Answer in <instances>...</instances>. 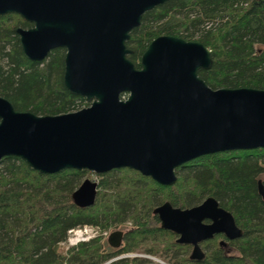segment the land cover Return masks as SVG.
<instances>
[{
	"label": "water",
	"instance_id": "95a60500",
	"mask_svg": "<svg viewBox=\"0 0 264 264\" xmlns=\"http://www.w3.org/2000/svg\"><path fill=\"white\" fill-rule=\"evenodd\" d=\"M165 1L0 0V15L15 13L31 24L14 29L22 55L41 61L63 48V87L88 103L36 115L0 96V159L18 157L41 174L129 168L169 186L174 169L198 156L264 148V89L209 88L197 75L211 65L202 43L159 35L141 53L139 68L126 57L125 41L142 13ZM255 184L264 203V184L259 178ZM95 191L96 182L84 178L72 203L92 205ZM152 212L159 227L179 234L176 241L193 245L189 258L202 257L196 242L214 232L242 235L212 196L188 209L165 201ZM120 237L112 230L106 242L117 248Z\"/></svg>",
	"mask_w": 264,
	"mask_h": 264
},
{
	"label": "trees",
	"instance_id": "16d2710c",
	"mask_svg": "<svg viewBox=\"0 0 264 264\" xmlns=\"http://www.w3.org/2000/svg\"><path fill=\"white\" fill-rule=\"evenodd\" d=\"M17 26L31 24L15 13L0 15V96L14 110L36 115L87 104L63 87L64 49L53 48L41 61H30L21 53ZM159 35L197 41L209 50L210 67L197 71L209 88L264 89V0H167L143 12L125 41L126 57L135 68ZM89 173L64 169L41 174L18 157L0 159V264H148L139 257L110 259L137 252L147 241L159 248L154 235L162 229L147 208L163 200L193 201L192 193L213 196L242 235L233 240V258L179 264H264V203L255 184L258 178L264 184V148L198 156L174 169L176 180L169 186L129 168L111 169L98 174L93 204L77 207L70 194ZM124 218L135 228L123 246L109 250L106 241L94 237L62 255L59 243L68 229L85 224L106 229Z\"/></svg>",
	"mask_w": 264,
	"mask_h": 264
},
{
	"label": "flooded vegetation",
	"instance_id": "af4514ba",
	"mask_svg": "<svg viewBox=\"0 0 264 264\" xmlns=\"http://www.w3.org/2000/svg\"><path fill=\"white\" fill-rule=\"evenodd\" d=\"M95 182H96V190H97V179ZM95 195H96V191H95ZM193 196H194V197H192L193 201H181L179 204H177V203L174 204L173 202H170L169 200H163V201L159 202L158 204L152 206L151 208H149V209L147 208V210H149V216H151V218L155 219V222L157 223V225L159 227V219H158L157 215L152 212V210L156 206L160 205L162 202H165V201L168 202L171 207H177L180 209H188L190 207L196 206L197 204L201 203L206 197H208L210 195L204 194V195L199 197L197 194H195ZM197 197H199V198H197ZM217 204H218V207L225 209L224 207H222L219 204L218 201H217ZM225 210H227V209H225ZM200 222L202 224H209V223H211V219L202 218L200 220ZM108 228H112V230H118L121 232L120 243H119V246L117 247V248H119V247L124 245L126 236H128V233L134 231L135 226H134V223L131 219L124 218V219L119 220V222L116 225H114L112 227H108ZM159 228H161V227H159ZM161 229L162 230L156 232L155 233L156 235H154V236H156L155 238L159 240L158 241L159 248L155 249V247L153 246V242L150 243L148 241L146 243H144L146 246L145 245L142 246L141 250L147 252V254L149 255L148 257L156 259L155 257L159 256L168 263H176V264L188 263V262H192V263H195V262H205V263L217 262L220 259L219 258L220 256H223L225 258H233V251H234L233 240H235V239L227 238L222 232H214L213 234H211L210 237H206V238L198 240L196 242V245L199 248V250L201 251L202 257L199 259H195V258H189V255H190L191 250L193 248V245L191 243H189V242H178V241H176V239L179 237L178 233H176L172 230H169V229H164V228H161ZM137 241H138L139 245L142 244V242L140 240H137ZM108 247H109V250L110 249H116V248H113L109 245H108ZM124 253H134L133 257L138 256L139 258H141L139 255H136L138 253H135V252H124ZM123 257L125 258V255ZM142 260H146V259L142 258Z\"/></svg>",
	"mask_w": 264,
	"mask_h": 264
},
{
	"label": "rangeland",
	"instance_id": "374dc122",
	"mask_svg": "<svg viewBox=\"0 0 264 264\" xmlns=\"http://www.w3.org/2000/svg\"><path fill=\"white\" fill-rule=\"evenodd\" d=\"M86 102V101H85ZM87 103V102H86ZM88 105V103L87 104H85L84 106L83 105H80V107H85V106H87ZM264 177V173H262L261 175H260V178H263ZM83 178H88V179H90V180H95L96 181V179H99V176H98V174H95V173H92V172H90L89 174H85V175H83V177H82V179ZM81 179V180H82ZM174 194H176V193H174ZM193 195H195V193H192ZM83 225H81V226H78V227H82ZM86 227H88L89 225H85ZM100 230H102V231H99V229H96V233H95V237H98L101 241H106V235H107V233L108 232H110L111 230H112V228H106V229H101L100 228ZM105 233V234H104ZM81 243V242H80ZM78 245H79V243L76 245V246H72V247H70L65 241H63V242H60L59 243V246H60V248H61V253H62V255H64L65 257L68 255V250H70V249H76L77 247H78ZM104 248L107 250V248L104 246ZM108 251V250H107ZM135 253H138V254H136V255H139L140 257H141V259L143 258V259H146V261H147V263L148 264H167V262L165 261V260H163L161 257H159V256H156L155 258L156 259H153V258H151V257H148L149 255L147 254V252H145V251H143V250H139V251H137V252H135ZM141 254V255H140ZM125 255V257H133V255H134V253H120V254H118V255H115L114 257H112V259H116V258H119V257H123ZM155 256V255H154ZM138 257V256H137ZM112 259H110V260H112ZM160 260V261H159ZM106 262H104V263H102V264H105Z\"/></svg>",
	"mask_w": 264,
	"mask_h": 264
},
{
	"label": "built area",
	"instance_id": "2783aa9c",
	"mask_svg": "<svg viewBox=\"0 0 264 264\" xmlns=\"http://www.w3.org/2000/svg\"><path fill=\"white\" fill-rule=\"evenodd\" d=\"M87 225V224H85ZM83 225L82 227H73L67 230V236L65 238V242L70 246H76L80 242H86L91 238H94L96 235V229L100 230L99 226L89 225L86 227ZM105 234V233H104Z\"/></svg>",
	"mask_w": 264,
	"mask_h": 264
}]
</instances>
